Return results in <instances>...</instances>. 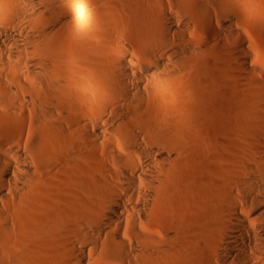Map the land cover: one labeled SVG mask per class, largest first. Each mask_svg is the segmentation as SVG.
I'll list each match as a JSON object with an SVG mask.
<instances>
[{"label": "bare ground", "instance_id": "1", "mask_svg": "<svg viewBox=\"0 0 264 264\" xmlns=\"http://www.w3.org/2000/svg\"><path fill=\"white\" fill-rule=\"evenodd\" d=\"M5 2L4 26L39 49L26 60L38 70L15 66L13 87L0 90V264H171L174 254L264 264V66L229 0ZM256 24L264 35V21ZM209 53L230 62L254 119L238 145L245 166L223 182L216 174L229 173L216 160L235 143L214 130L203 154L192 66ZM178 85L191 117L155 127L153 103ZM183 155L195 166L197 198L202 182L222 191L216 245L202 260L199 234L158 219L172 211Z\"/></svg>", "mask_w": 264, "mask_h": 264}, {"label": "rangeland", "instance_id": "2", "mask_svg": "<svg viewBox=\"0 0 264 264\" xmlns=\"http://www.w3.org/2000/svg\"><path fill=\"white\" fill-rule=\"evenodd\" d=\"M6 1L9 4L8 0ZM5 3V0H0V11H2V4L5 5ZM228 7L238 16L239 28L250 36L256 62L264 66V35L256 24V19L260 22L264 21V14L262 16L258 14V11L264 12V0H229ZM2 18L3 14L0 12V47L3 50V60L12 61V66L7 67L0 62V72H4V76L0 78V90L3 83L13 87L14 75H16L14 73L15 66L20 65L31 72L38 70V66H31L26 60L30 56H38L39 49L36 44L27 47L24 42H19V28L13 24L5 27ZM20 54L25 56L23 61L17 58ZM192 66L195 68V83L200 86V89L202 87L203 94L204 107L202 110L204 114L201 118L203 125L200 130L205 138V141L201 142L203 154L207 151L208 142L212 141L211 135L214 130L225 138L230 135L232 142L235 143L232 148L225 147L223 149L222 161L216 160L217 165H221L229 173V175L227 173L216 174L218 180L223 182L226 178L233 177L236 172L240 173V168L245 166L248 159L247 153L238 145H246L251 138V132L254 129L251 107L244 96V87L234 79L236 73L233 72L229 61L226 62L223 58L209 53L192 61ZM214 73H219L221 76H216ZM197 78L199 82L196 81ZM186 91L185 86L178 85L175 89L165 92V100L159 98L160 101L153 103L155 106L151 107L147 120L155 127H157L156 125L164 126V124L173 127L174 122L185 121V117H191L185 99ZM151 116L157 120V124L151 119ZM239 117H242L241 121H237ZM181 158L180 165L175 169L178 173L176 182L169 190L168 207H171L172 211L170 216L160 217L161 220L158 217V219L162 223L170 221V227L177 229L180 233L191 236L199 234L202 244V260L209 249L216 245L220 216H213L212 210L216 203L214 195L222 196V191L220 187L210 189L209 186L206 187L205 182L204 184L202 182V191L197 198L194 183L195 166L189 163V156L183 155ZM259 162L258 158L256 163ZM250 202L252 201L250 200ZM191 255L180 259L174 254L171 264H197ZM87 258L91 262L94 260V257L92 259L88 252Z\"/></svg>", "mask_w": 264, "mask_h": 264}]
</instances>
